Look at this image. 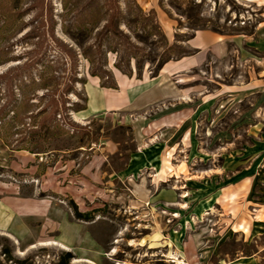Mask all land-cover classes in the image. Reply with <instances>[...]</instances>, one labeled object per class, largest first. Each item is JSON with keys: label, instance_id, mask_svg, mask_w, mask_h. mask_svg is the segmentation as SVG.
Returning <instances> with one entry per match:
<instances>
[{"label": "rangeland", "instance_id": "1", "mask_svg": "<svg viewBox=\"0 0 264 264\" xmlns=\"http://www.w3.org/2000/svg\"><path fill=\"white\" fill-rule=\"evenodd\" d=\"M0 113V264H264V0H0Z\"/></svg>", "mask_w": 264, "mask_h": 264}, {"label": "crops", "instance_id": "2", "mask_svg": "<svg viewBox=\"0 0 264 264\" xmlns=\"http://www.w3.org/2000/svg\"><path fill=\"white\" fill-rule=\"evenodd\" d=\"M106 91L108 93L106 97V107L108 109H114L126 101L127 95L124 89H106Z\"/></svg>", "mask_w": 264, "mask_h": 264}, {"label": "trees", "instance_id": "3", "mask_svg": "<svg viewBox=\"0 0 264 264\" xmlns=\"http://www.w3.org/2000/svg\"><path fill=\"white\" fill-rule=\"evenodd\" d=\"M93 76H97L96 74L95 75H93ZM101 87H105V88H110V89H116V85L115 84H111V85H108V86H105L104 84H102L101 85ZM85 108H83L82 110H84ZM6 110H8V109H6ZM3 111H5V110H3ZM13 112H14V114H16V116L12 119V118H10V119H8V120H6L5 119V121H4V123H11V122H18V123H21L22 121H23V118L24 117H22L21 116V113L19 112H16L15 111V109L14 110H12ZM3 113V112H2ZM2 113H0V123H3L2 121L4 120L3 119V116H2ZM6 113V112H5ZM13 125V124H12ZM41 129H43L44 131H48L49 130V126L48 125H46V120H44L43 121V123H42V125H40V127H38V129L37 130H41ZM36 130V129H35ZM33 132H37V131H33ZM44 138H45V136H44ZM77 216H81V214L80 213H77ZM68 257L70 256L69 254L67 255Z\"/></svg>", "mask_w": 264, "mask_h": 264}, {"label": "bare ground", "instance_id": "4", "mask_svg": "<svg viewBox=\"0 0 264 264\" xmlns=\"http://www.w3.org/2000/svg\"><path fill=\"white\" fill-rule=\"evenodd\" d=\"M53 245L55 244V243H52Z\"/></svg>", "mask_w": 264, "mask_h": 264}]
</instances>
